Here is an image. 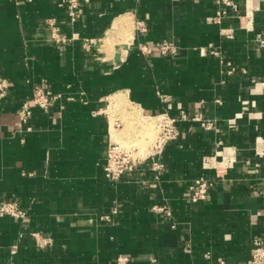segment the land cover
<instances>
[{
  "label": "crops",
  "instance_id": "1",
  "mask_svg": "<svg viewBox=\"0 0 264 264\" xmlns=\"http://www.w3.org/2000/svg\"><path fill=\"white\" fill-rule=\"evenodd\" d=\"M235 1L236 11L216 24L213 0H84L74 21L66 0H0V77L15 82L0 100V196H17L28 211L23 221L0 217V264H116L120 255L128 264L250 259L253 240H264V156L256 154L264 139V0L250 30L240 18L246 0ZM50 23L65 43L52 39ZM164 40L176 54L160 53ZM142 44L153 52L143 53ZM210 44L222 59L207 52ZM33 82L62 98L49 112L34 108L28 130L17 111ZM182 109L215 118L219 131L180 121L160 180L148 162L118 181L105 177L110 138L124 143L141 118ZM219 140L237 149V161L207 199L192 203L189 186L215 176L203 158L221 149ZM35 232L52 244L40 247Z\"/></svg>",
  "mask_w": 264,
  "mask_h": 264
},
{
  "label": "built area",
  "instance_id": "2",
  "mask_svg": "<svg viewBox=\"0 0 264 264\" xmlns=\"http://www.w3.org/2000/svg\"><path fill=\"white\" fill-rule=\"evenodd\" d=\"M84 0H66L68 14L71 20L77 19L83 11ZM215 5L213 21L216 24L224 23L225 19L231 15L232 11H236L235 0H213ZM257 0H246V14L240 16L241 25L243 28L250 30L253 22V12L256 7ZM243 19H246V24H243ZM52 28V39L57 43H65L67 37L62 34L59 27L54 23H50ZM137 26L140 30H146V25L143 21H139ZM222 33L228 38L234 37L233 30L222 28ZM259 40L264 41L261 34L258 35ZM93 40L85 41V46L90 47ZM159 51L163 55L176 54L177 47L173 42L164 40L159 45ZM140 49L143 53L151 54L153 47L147 44H142ZM207 52L211 55L222 59L221 52L218 48L210 44L207 47ZM225 64V72L228 75L233 74L236 69L230 61L222 60ZM15 82L13 80L0 77V100L6 98L13 88ZM32 94L27 97L21 104L17 111L20 126L27 125V129L32 116L34 108H41L46 112H49L51 107L62 98L61 93L54 92L53 89L46 82H33L32 83ZM221 103V99L216 100ZM150 118L155 119L157 127V137L154 142L150 145L149 152L146 156L135 155L134 150L136 147L122 144L119 141H115L110 138L107 157L104 164L105 177L112 181L120 180L125 174L135 171L139 165L148 162L149 169L152 172L153 180H160L165 170V163L162 159L167 144L178 137V122L182 121H193L198 122L200 127L206 131L214 130L219 131L216 125L215 118H209L204 116L202 112L190 113L187 110L182 109L178 115H172L169 112H162L151 116ZM220 150H217L214 154L205 156L203 158V165L209 170L215 171V176L207 178L201 177L194 181L189 186V200L192 203H199L207 199L210 190L217 185L221 180L224 179L227 171L234 166L237 161V149L234 146L225 144L222 140H219ZM256 154L258 156H264V139L256 143ZM255 166L259 168L261 162L255 163ZM264 196V189H263ZM154 211L165 212L168 216L171 215L170 210H166V206L154 205ZM117 211V209L115 210ZM9 216L16 220H25L28 217V211L21 204L20 199L17 196L1 197L0 196V217ZM109 219V218H108ZM34 237L37 244L40 247H46L52 244V239L48 236L43 235L40 232H35ZM131 261L129 256L120 255L116 259V264H128ZM7 264H14L9 262ZM244 264H264V240L257 237L253 240L251 257Z\"/></svg>",
  "mask_w": 264,
  "mask_h": 264
},
{
  "label": "rangeland",
  "instance_id": "3",
  "mask_svg": "<svg viewBox=\"0 0 264 264\" xmlns=\"http://www.w3.org/2000/svg\"><path fill=\"white\" fill-rule=\"evenodd\" d=\"M128 39H126V40H128ZM151 122H152V126H153L151 131L146 132L144 130L146 126H144V127L141 126L140 129L139 128H134V131H135L134 136L127 137V139H125L123 141L124 143H122V144L127 143L128 146L136 147V149L134 150V154L136 153L135 155H138V153H139V154H143L141 156H144V154L148 153L149 149H150V145L154 142V140L157 137L158 130H157V127H156V121H155V119L151 118V120H148L147 123H151ZM131 130L132 129L129 130L130 132L127 130L130 135L133 132ZM128 133H127V135H128ZM149 134H150V136H149ZM140 136H141V138H140ZM140 148H143L144 152L140 153Z\"/></svg>",
  "mask_w": 264,
  "mask_h": 264
},
{
  "label": "bare ground",
  "instance_id": "4",
  "mask_svg": "<svg viewBox=\"0 0 264 264\" xmlns=\"http://www.w3.org/2000/svg\"><path fill=\"white\" fill-rule=\"evenodd\" d=\"M128 19H129V17H128ZM124 20H126V19H124ZM127 21V20H126ZM125 21V22H126ZM128 21H130V20H128ZM129 23H131V22H129ZM120 25H122V24H120V20H118L117 22H116V24H115V26L116 27H120ZM124 26H126V25H124ZM128 29V28H127ZM114 31V30H113ZM119 31V30H118ZM128 31V30H127ZM115 32H117V31H115ZM129 32V31H128ZM118 35H119V33H118ZM129 33H127V36H126V38H124L125 40L126 39H128L129 38ZM121 38V37H120ZM124 101H125V99H124ZM127 102H128V100H127ZM126 103V102H125ZM135 107V106H134ZM138 109V108H137ZM134 111H136L137 112V110H134ZM135 113V112H134ZM131 116V115H130ZM136 116H137V114H136ZM139 116H140V114H139ZM142 116V115H141ZM130 118V117H129ZM129 118H128V120H129ZM134 119V120H133ZM146 119V118H145ZM130 123H133L134 121H135V118H133V116L130 118ZM148 120H151V119H147V120H142V118H141V120H139L138 122H141V124H142V126L144 127V126H146L145 127V131L146 132H148V131H151L152 130V122L151 123H147L148 122ZM135 122H137V121H135ZM140 124V125H141ZM136 125V124H135ZM134 127V126H133ZM140 127V126H139ZM139 130V129H138ZM115 135H116V133H115ZM149 136H150V134H149ZM114 137V136H113ZM119 137H121L120 135H119ZM140 138H141V136H140ZM119 139V138H118ZM115 140V139H114ZM132 140V139H131ZM118 141V140H117ZM121 141V143H122V140H120ZM119 141V142H120ZM136 152V151H135ZM142 152H144V149L143 148H140V153H142ZM136 154V153H135ZM139 154V153H138ZM139 155H143V154H139Z\"/></svg>",
  "mask_w": 264,
  "mask_h": 264
}]
</instances>
